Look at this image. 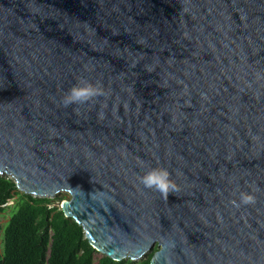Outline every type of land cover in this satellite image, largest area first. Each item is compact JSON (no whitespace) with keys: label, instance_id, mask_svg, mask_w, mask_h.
Wrapping results in <instances>:
<instances>
[{"label":"water","instance_id":"95a60500","mask_svg":"<svg viewBox=\"0 0 264 264\" xmlns=\"http://www.w3.org/2000/svg\"><path fill=\"white\" fill-rule=\"evenodd\" d=\"M0 175L114 261L264 264V0H0Z\"/></svg>","mask_w":264,"mask_h":264},{"label":"trees","instance_id":"16d2710c","mask_svg":"<svg viewBox=\"0 0 264 264\" xmlns=\"http://www.w3.org/2000/svg\"><path fill=\"white\" fill-rule=\"evenodd\" d=\"M67 198L65 193L54 199L26 195L0 175V216L11 210L0 226V264H150L157 247L139 262L97 257L82 227L56 205Z\"/></svg>","mask_w":264,"mask_h":264},{"label":"clouds","instance_id":"9594fccd","mask_svg":"<svg viewBox=\"0 0 264 264\" xmlns=\"http://www.w3.org/2000/svg\"><path fill=\"white\" fill-rule=\"evenodd\" d=\"M106 96V93L99 82H92L81 77L74 83L62 97L63 106L93 104L100 97ZM103 115V113H99ZM139 181L145 188L154 189L167 195L170 191L176 189V184L172 179V174L165 167H154L139 177ZM256 197L252 192L241 191L239 194V203L248 205L255 202Z\"/></svg>","mask_w":264,"mask_h":264},{"label":"rangeland","instance_id":"374dc122","mask_svg":"<svg viewBox=\"0 0 264 264\" xmlns=\"http://www.w3.org/2000/svg\"><path fill=\"white\" fill-rule=\"evenodd\" d=\"M12 205H13V202H10L8 204V206H12ZM10 212H11V210H8L3 215L0 216V226H3L7 222L8 218L10 216ZM99 256H100V254L97 255V257H99Z\"/></svg>","mask_w":264,"mask_h":264}]
</instances>
